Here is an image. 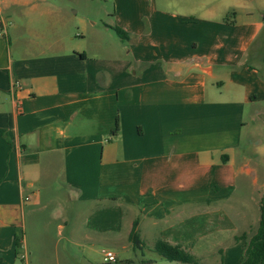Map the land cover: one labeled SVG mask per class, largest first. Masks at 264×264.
<instances>
[{"label":"crops","instance_id":"1","mask_svg":"<svg viewBox=\"0 0 264 264\" xmlns=\"http://www.w3.org/2000/svg\"><path fill=\"white\" fill-rule=\"evenodd\" d=\"M253 1L114 0L120 27L80 19L75 33L47 0H0V264H106L105 251L154 264L167 261L159 242L200 264H224L226 245L245 260L264 198ZM57 179L72 213L52 211L64 240L40 217Z\"/></svg>","mask_w":264,"mask_h":264},{"label":"rangeland","instance_id":"2","mask_svg":"<svg viewBox=\"0 0 264 264\" xmlns=\"http://www.w3.org/2000/svg\"><path fill=\"white\" fill-rule=\"evenodd\" d=\"M47 2L51 5V7L54 9L55 12L62 14L63 16H66L69 20L72 21V30L77 32V22L80 19H85L88 24L95 22L98 26H103L104 23H112L113 26H119L117 25V18L120 16V11H122L121 5H117L114 7V3L116 5V2L114 0H47ZM211 5L213 7L220 6L222 3V0H210ZM264 3V0H254L250 3L251 8L253 12H255V15L257 19H259L260 13L264 17V7L262 8V3ZM177 11V10H174ZM120 27V26H119ZM113 36L117 37V34H114ZM115 40V39H114ZM144 41H147L149 43H158V38L154 36H147L143 38ZM259 65L262 62H258ZM251 128H254V130L258 131L254 135L257 136L255 139L258 141L259 138H261L264 141V123L257 122L255 125H251ZM243 148H246L247 151H255V147L248 143V139H245V142L243 143ZM53 188H49L48 190L42 191V200L43 204L47 205L46 209H43L41 211L40 217L42 220H45L47 222H50V237L55 240H64V237L66 236V233L63 235L64 237L59 236L58 231V225L61 223V221L57 220L55 217L52 218V211L55 209V207L65 206L66 210L71 215V209H69V204L65 202L67 199V191L65 190V186L63 182L60 179H57L54 183ZM231 246H223L224 254H226L229 250L228 256H220L223 257V263L224 264H235L236 260L234 257L231 256L232 254L237 255V251H231ZM148 251L145 253L148 259H154L155 253L152 252L151 249H147ZM228 250V251H227ZM152 252V253H151ZM24 255V254H22ZM26 260L23 259V257L19 254V264H25ZM154 264H181V263H175V262H167L165 260H157L154 261Z\"/></svg>","mask_w":264,"mask_h":264},{"label":"trees","instance_id":"3","mask_svg":"<svg viewBox=\"0 0 264 264\" xmlns=\"http://www.w3.org/2000/svg\"><path fill=\"white\" fill-rule=\"evenodd\" d=\"M114 31L122 40L128 39V35L122 29L114 28ZM119 131L120 124L118 119L116 128L113 131V135H117ZM260 211L261 218L259 228L257 230V233L247 243L245 260L241 264H264V198L261 201ZM137 225L138 223L135 222L130 235V239L135 247L139 248L141 245L142 249L143 243L137 231ZM245 238V236H241L239 238H236V241H242ZM21 239L22 234L17 236L16 242L18 247H20ZM154 250L169 262H179L183 264H200V260L197 257L186 252L180 246H172L165 242H159L155 245Z\"/></svg>","mask_w":264,"mask_h":264},{"label":"built area","instance_id":"4","mask_svg":"<svg viewBox=\"0 0 264 264\" xmlns=\"http://www.w3.org/2000/svg\"><path fill=\"white\" fill-rule=\"evenodd\" d=\"M13 89L16 90V91H21L22 90V86L18 82H15L13 84ZM104 262L106 264H117L118 261H117V258H116L114 253H112L110 251H105L104 252Z\"/></svg>","mask_w":264,"mask_h":264}]
</instances>
